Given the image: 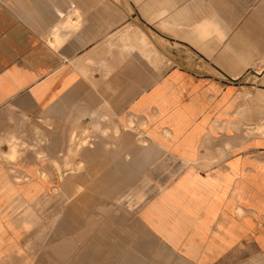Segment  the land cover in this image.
Instances as JSON below:
<instances>
[{
    "label": "crops",
    "instance_id": "crops-1",
    "mask_svg": "<svg viewBox=\"0 0 264 264\" xmlns=\"http://www.w3.org/2000/svg\"><path fill=\"white\" fill-rule=\"evenodd\" d=\"M258 123L264 0H0V264H264Z\"/></svg>",
    "mask_w": 264,
    "mask_h": 264
},
{
    "label": "rangeland",
    "instance_id": "rangeland-1",
    "mask_svg": "<svg viewBox=\"0 0 264 264\" xmlns=\"http://www.w3.org/2000/svg\"><path fill=\"white\" fill-rule=\"evenodd\" d=\"M259 126H261L260 128L264 129V125L262 123H258L256 125H254V129L255 131H260L262 133H264L263 131H261L259 129ZM76 134V133H75ZM71 165V164H70ZM69 165V166H70ZM44 216V219L42 220V226L43 229H45L46 227L50 226V219H49V215H42ZM47 216V217H46ZM112 216V215H111ZM110 215H68L65 217V215H59V217L57 218L56 223L54 224L55 227L57 228V233H59L57 235V239L55 240L56 244H61V243H88V240H92L94 238H96V236H88L86 233H88L89 231H91L92 233H96L94 231H96L95 229H100L101 230V235L97 236L98 238H102L104 241L108 242L109 240H112L113 238H111L112 236H109L108 233H110L108 231V229L110 228H114L115 229V223L121 224L123 226L124 229H127V227L129 226L130 220L126 219H113V217H111ZM134 229L133 232L137 230V228L133 225ZM67 228L70 229V233L72 230L74 231V235L73 236H66L65 232L67 230ZM119 228V226H118ZM126 232H129L128 229L126 230ZM85 233V234H83ZM55 238V237H53ZM138 237H131L129 235L126 236H122V240L121 243L123 245V248L125 247L126 244H131V242H139L137 240ZM52 254L53 256H56V254L58 252H49V254ZM70 255L72 254L71 252L69 253ZM132 254L137 255L138 256V260L139 263L141 262L142 259H145V254L146 253H141V252H133ZM121 259H127L129 258V253L127 251H122L121 253ZM122 263H125L124 261H122Z\"/></svg>",
    "mask_w": 264,
    "mask_h": 264
},
{
    "label": "bare ground",
    "instance_id": "bare-ground-1",
    "mask_svg": "<svg viewBox=\"0 0 264 264\" xmlns=\"http://www.w3.org/2000/svg\"><path fill=\"white\" fill-rule=\"evenodd\" d=\"M131 23V22H130ZM57 30V29H56ZM65 32V31H64ZM57 35V34H56ZM71 127V126H70ZM261 126H259V129L261 130V131H263L264 132V129L263 128H260ZM69 130H71L70 128H69ZM38 131V130H37ZM73 131V132H72ZM71 131V133L74 135V130H72ZM69 133H70V131H69ZM72 134L70 135V138H68V139H72ZM74 138V137H73ZM81 141V140H80ZM69 142V141H68ZM81 142H85V140H83L82 139V141ZM80 142V143H81ZM68 146V145H67ZM69 147V146H68ZM77 150L75 149L74 150V152L72 153V154H74L75 152H76ZM9 155L11 156V157H13V156H15L16 155V150H15V146H13V145H11V149H10V151H9ZM73 156V155H72ZM54 163L56 164V166L58 167V168H62V167H66V166H69L70 164H71V161H70V158L69 157H67V156H64V157H62V158H57V159H54ZM78 163V162H77ZM45 173V172H44ZM247 209V208H246ZM253 212V211H252ZM255 212V211H254Z\"/></svg>",
    "mask_w": 264,
    "mask_h": 264
}]
</instances>
